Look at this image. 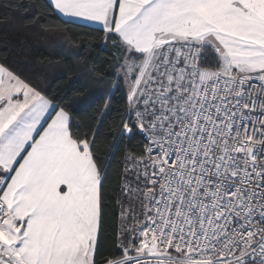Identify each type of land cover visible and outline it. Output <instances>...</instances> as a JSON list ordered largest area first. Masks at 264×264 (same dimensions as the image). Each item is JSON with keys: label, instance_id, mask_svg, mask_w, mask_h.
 I'll list each match as a JSON object with an SVG mask.
<instances>
[{"label": "snow or ice", "instance_id": "6c2138e0", "mask_svg": "<svg viewBox=\"0 0 264 264\" xmlns=\"http://www.w3.org/2000/svg\"><path fill=\"white\" fill-rule=\"evenodd\" d=\"M56 14L101 26L126 104L102 159L111 94L83 131L0 61V264H264V0H46L31 23Z\"/></svg>", "mask_w": 264, "mask_h": 264}, {"label": "trees", "instance_id": "16d2710c", "mask_svg": "<svg viewBox=\"0 0 264 264\" xmlns=\"http://www.w3.org/2000/svg\"><path fill=\"white\" fill-rule=\"evenodd\" d=\"M45 3L46 0H0V61L7 58L18 64L26 73L42 79V86L50 90L49 94H58L72 104L77 110L76 123L83 131L97 126L102 119L104 102L111 94V111L103 117L98 139L103 159L112 142V137L107 135L109 127L114 129L118 113L123 112L126 104L123 88L111 91L115 77L108 75L115 70L119 52L112 41H105L101 29L78 23L65 25L57 14L55 18L49 17L43 27L33 25L34 15L39 17ZM6 4L11 7L5 8ZM85 97L97 99L88 103ZM118 160L117 157L112 161L109 192L118 185V173L122 170ZM115 210L118 213L119 208ZM119 226L118 215L108 217L102 236L105 246L112 243L110 237H115Z\"/></svg>", "mask_w": 264, "mask_h": 264}, {"label": "crops", "instance_id": "0c3cea01", "mask_svg": "<svg viewBox=\"0 0 264 264\" xmlns=\"http://www.w3.org/2000/svg\"><path fill=\"white\" fill-rule=\"evenodd\" d=\"M57 15L59 16V14H57ZM61 18L64 19V20L68 19V18H65V17H61ZM76 23L101 29V26L100 25L90 24V22H86V21H77Z\"/></svg>", "mask_w": 264, "mask_h": 264}]
</instances>
